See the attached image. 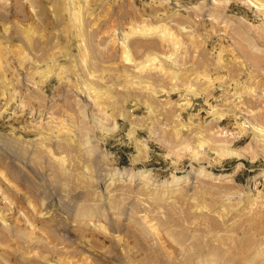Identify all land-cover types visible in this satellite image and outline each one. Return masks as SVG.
<instances>
[{"label": "rangeland", "instance_id": "rangeland-1", "mask_svg": "<svg viewBox=\"0 0 264 264\" xmlns=\"http://www.w3.org/2000/svg\"><path fill=\"white\" fill-rule=\"evenodd\" d=\"M0 264H264V0H0Z\"/></svg>", "mask_w": 264, "mask_h": 264}, {"label": "bare ground", "instance_id": "bare-ground-1", "mask_svg": "<svg viewBox=\"0 0 264 264\" xmlns=\"http://www.w3.org/2000/svg\"><path fill=\"white\" fill-rule=\"evenodd\" d=\"M115 172H116V171H115ZM124 173H125V172H121V174H122L121 176H123V175L126 174V173H125V174H124ZM149 173H150L149 171H143V172H141V177H142V179H143V180H150L149 182H151V179L148 178V174H149ZM114 174H117V173H114ZM115 177H116V175H113V178H115ZM129 179H130V180L135 179L134 175H130V176H129ZM164 184H165V185H172L173 183L170 182V181H168V182H164ZM190 234H191V233H190ZM193 239H194V238H193Z\"/></svg>", "mask_w": 264, "mask_h": 264}]
</instances>
